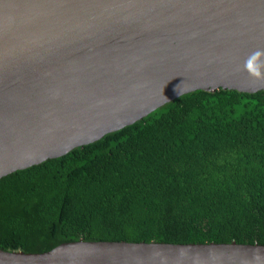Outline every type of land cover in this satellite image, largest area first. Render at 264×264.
Instances as JSON below:
<instances>
[{
  "label": "water",
  "instance_id": "1",
  "mask_svg": "<svg viewBox=\"0 0 264 264\" xmlns=\"http://www.w3.org/2000/svg\"><path fill=\"white\" fill-rule=\"evenodd\" d=\"M221 88L264 90V0H0V179ZM0 264H264V244L80 239Z\"/></svg>",
  "mask_w": 264,
  "mask_h": 264
},
{
  "label": "trees",
  "instance_id": "2",
  "mask_svg": "<svg viewBox=\"0 0 264 264\" xmlns=\"http://www.w3.org/2000/svg\"><path fill=\"white\" fill-rule=\"evenodd\" d=\"M264 244V90H196L0 179V247Z\"/></svg>",
  "mask_w": 264,
  "mask_h": 264
}]
</instances>
